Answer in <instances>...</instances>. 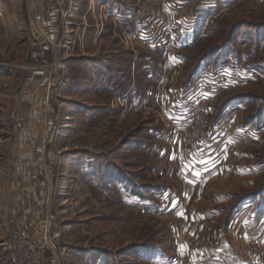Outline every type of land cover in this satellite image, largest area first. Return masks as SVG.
<instances>
[{"label": "rangeland", "instance_id": "rangeland-1", "mask_svg": "<svg viewBox=\"0 0 264 264\" xmlns=\"http://www.w3.org/2000/svg\"><path fill=\"white\" fill-rule=\"evenodd\" d=\"M101 2L76 0L71 44L30 81L36 2L0 0V164L35 101L59 127L39 165L49 264H197L219 236L240 242V215L264 216V0ZM197 85L209 115L188 155L171 135Z\"/></svg>", "mask_w": 264, "mask_h": 264}, {"label": "crops", "instance_id": "crops-1", "mask_svg": "<svg viewBox=\"0 0 264 264\" xmlns=\"http://www.w3.org/2000/svg\"><path fill=\"white\" fill-rule=\"evenodd\" d=\"M100 4L101 0H96V5ZM131 11L134 13V10ZM28 98L31 102L30 96ZM33 102L37 109L38 105ZM35 108H30L31 113L26 114V122L20 126L22 130L25 128V134L12 140L8 154L4 155L7 160L0 164V244L7 236L6 216L9 213L17 216L20 230L31 238L39 239L48 224L50 230L56 226L52 220L48 183L43 182L45 171L34 163L32 145L40 137L35 134L37 125L42 123L46 129L50 115L46 107L42 116ZM235 226L237 229L241 226L240 232H235V235H241L240 242L228 244L219 236L218 248L211 255L207 252L201 255L197 264H264V216L253 219L240 215ZM245 232L246 237L243 235ZM0 264H9L1 249Z\"/></svg>", "mask_w": 264, "mask_h": 264}, {"label": "built area", "instance_id": "built-area-1", "mask_svg": "<svg viewBox=\"0 0 264 264\" xmlns=\"http://www.w3.org/2000/svg\"><path fill=\"white\" fill-rule=\"evenodd\" d=\"M35 2L36 5L34 4L32 7L35 19L31 23L34 43L30 57L33 60V66L28 69L30 81L45 77L46 68L48 67L46 49L54 50L56 48L55 40L59 36L63 37L65 34L66 38V35H68L64 44H71V40H69L71 36L69 37V35L72 34L73 30L70 27L73 25L70 20L72 18L71 13L76 8V0H35ZM157 19L158 11L153 6L149 8L146 22L135 29L139 32L137 34L139 38L149 40L151 36H148L147 33L150 30L154 31ZM83 29H85L84 26ZM75 30H80V27L77 26ZM201 87V85H197L192 90L193 94L182 106L171 135V140L181 143L183 150L188 155L199 150L202 140L206 136L205 121L209 115V100ZM58 133L59 127L53 125L45 129L40 135V140L33 149L36 165L45 162V146L48 144L49 137H54ZM6 222L7 238L0 244V249L5 254L9 264H49L47 251L51 249L53 240L59 238L58 232L51 231L48 224L42 231L40 238L36 239L22 233L15 214L9 213Z\"/></svg>", "mask_w": 264, "mask_h": 264}, {"label": "snow or ice", "instance_id": "snow-or-ice-1", "mask_svg": "<svg viewBox=\"0 0 264 264\" xmlns=\"http://www.w3.org/2000/svg\"><path fill=\"white\" fill-rule=\"evenodd\" d=\"M174 158V157H173Z\"/></svg>", "mask_w": 264, "mask_h": 264}]
</instances>
